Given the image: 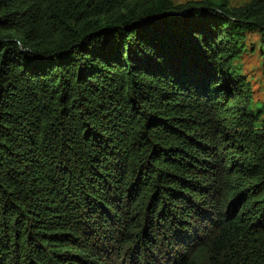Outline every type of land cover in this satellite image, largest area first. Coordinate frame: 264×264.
Listing matches in <instances>:
<instances>
[{"label":"trees","instance_id":"trees-1","mask_svg":"<svg viewBox=\"0 0 264 264\" xmlns=\"http://www.w3.org/2000/svg\"><path fill=\"white\" fill-rule=\"evenodd\" d=\"M249 33L264 66V0H0V264H264Z\"/></svg>","mask_w":264,"mask_h":264},{"label":"rangeland","instance_id":"rangeland-1","mask_svg":"<svg viewBox=\"0 0 264 264\" xmlns=\"http://www.w3.org/2000/svg\"><path fill=\"white\" fill-rule=\"evenodd\" d=\"M174 4L200 0H172ZM230 7L240 8L248 6L252 0H226ZM260 35L249 33L246 37V47L249 50L235 62L239 65L240 73L250 83L254 101H264V66L261 51L258 49Z\"/></svg>","mask_w":264,"mask_h":264}]
</instances>
